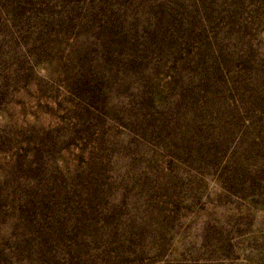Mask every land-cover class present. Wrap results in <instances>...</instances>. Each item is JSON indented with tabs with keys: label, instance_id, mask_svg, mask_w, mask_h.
Returning a JSON list of instances; mask_svg holds the SVG:
<instances>
[{
	"label": "rangeland",
	"instance_id": "rangeland-1",
	"mask_svg": "<svg viewBox=\"0 0 264 264\" xmlns=\"http://www.w3.org/2000/svg\"><path fill=\"white\" fill-rule=\"evenodd\" d=\"M0 264H264V0H0Z\"/></svg>",
	"mask_w": 264,
	"mask_h": 264
}]
</instances>
